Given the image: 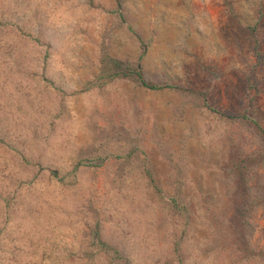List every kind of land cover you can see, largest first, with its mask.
<instances>
[{"label":"rangeland","instance_id":"obj_1","mask_svg":"<svg viewBox=\"0 0 264 264\" xmlns=\"http://www.w3.org/2000/svg\"><path fill=\"white\" fill-rule=\"evenodd\" d=\"M251 120L264 0H0V264H264Z\"/></svg>","mask_w":264,"mask_h":264},{"label":"trees","instance_id":"obj_2","mask_svg":"<svg viewBox=\"0 0 264 264\" xmlns=\"http://www.w3.org/2000/svg\"><path fill=\"white\" fill-rule=\"evenodd\" d=\"M133 71H134V73H135V75H136V77L138 79V82L140 84L148 86V87H156V84L148 83L147 81H145L143 79V77L141 76V74L139 73L138 69H133ZM251 121L254 122L255 127L259 130L258 132L260 133V136L263 138V142H264V130L261 127H259L254 120H251Z\"/></svg>","mask_w":264,"mask_h":264}]
</instances>
